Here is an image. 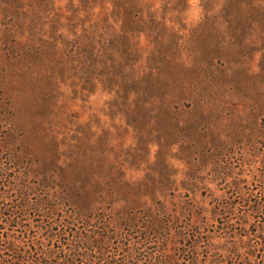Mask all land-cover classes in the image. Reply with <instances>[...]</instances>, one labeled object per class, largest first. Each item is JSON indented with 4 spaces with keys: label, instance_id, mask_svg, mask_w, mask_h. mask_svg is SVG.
I'll return each mask as SVG.
<instances>
[{
    "label": "rangeland",
    "instance_id": "1",
    "mask_svg": "<svg viewBox=\"0 0 264 264\" xmlns=\"http://www.w3.org/2000/svg\"><path fill=\"white\" fill-rule=\"evenodd\" d=\"M65 259L264 264V0H0V264Z\"/></svg>",
    "mask_w": 264,
    "mask_h": 264
},
{
    "label": "trees",
    "instance_id": "2",
    "mask_svg": "<svg viewBox=\"0 0 264 264\" xmlns=\"http://www.w3.org/2000/svg\"><path fill=\"white\" fill-rule=\"evenodd\" d=\"M113 1H114V0H113ZM114 3H115V2H114ZM63 262H64V264H76V261L73 260V259H72V260H66V259H65Z\"/></svg>",
    "mask_w": 264,
    "mask_h": 264
}]
</instances>
